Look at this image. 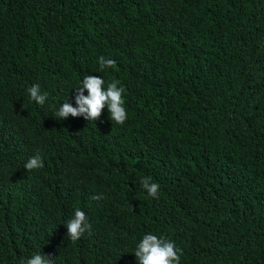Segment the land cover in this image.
<instances>
[{
	"label": "trees",
	"instance_id": "1",
	"mask_svg": "<svg viewBox=\"0 0 264 264\" xmlns=\"http://www.w3.org/2000/svg\"><path fill=\"white\" fill-rule=\"evenodd\" d=\"M86 75L120 81L122 125L56 116ZM149 232L179 264H264V0H0V264H136Z\"/></svg>",
	"mask_w": 264,
	"mask_h": 264
},
{
	"label": "clouds",
	"instance_id": "2",
	"mask_svg": "<svg viewBox=\"0 0 264 264\" xmlns=\"http://www.w3.org/2000/svg\"><path fill=\"white\" fill-rule=\"evenodd\" d=\"M98 71H104L107 68L115 66V61L110 58L100 56L98 58ZM120 81L112 80L105 88V81L101 76L86 75L82 83L75 87V104L67 101L63 102L56 116L60 120L72 117L82 116L87 121H95L100 118L105 107L108 110L109 118L117 125H122L127 119V112L124 106L123 93L125 89L118 86ZM85 90L87 95L84 94ZM31 100L36 104L43 106L46 102L47 93H41L39 85H33L28 89ZM43 162L39 153L30 157L24 164L25 170L31 171L42 168ZM151 177H143L140 181L147 194L153 198L158 197L159 184L151 182ZM99 196L93 199H99ZM67 236L76 241L85 232H90L91 225L88 222L86 214L80 209H76L74 216L66 222ZM182 250L179 249L175 242L165 236H157L152 233L145 234L138 242L134 252L136 264H179ZM26 264H53L49 255L34 254L26 261Z\"/></svg>",
	"mask_w": 264,
	"mask_h": 264
}]
</instances>
